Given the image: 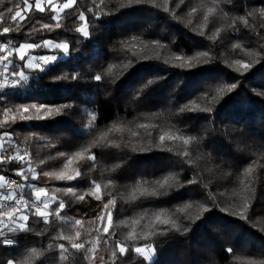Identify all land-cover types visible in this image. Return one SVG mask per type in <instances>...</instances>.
I'll return each mask as SVG.
<instances>
[{
    "label": "trees",
    "instance_id": "1",
    "mask_svg": "<svg viewBox=\"0 0 264 264\" xmlns=\"http://www.w3.org/2000/svg\"><path fill=\"white\" fill-rule=\"evenodd\" d=\"M41 1L44 12L0 0V12L13 8L0 21L8 54L69 44L62 59L44 47L9 56L26 79L0 88V176L19 178L28 203L4 212L29 219L0 231V264H264V0ZM16 11L22 27L3 34ZM205 52L207 63L174 66ZM46 55L57 58L24 68ZM33 104L50 113L23 111ZM39 187L47 223L31 204Z\"/></svg>",
    "mask_w": 264,
    "mask_h": 264
},
{
    "label": "snow or ice",
    "instance_id": "2",
    "mask_svg": "<svg viewBox=\"0 0 264 264\" xmlns=\"http://www.w3.org/2000/svg\"><path fill=\"white\" fill-rule=\"evenodd\" d=\"M73 2L74 0H67V3H65L63 5V7L61 8V11H63V9H66V8H71L72 5H73ZM181 3H183V0H180ZM28 3V0H25V4ZM36 10L40 11V12H44L46 11V9L44 7L41 6V0H36ZM167 11V9H165ZM53 11H55V7H53ZM193 11H195V9H193ZM6 13L7 14H11L13 13V8H8L6 10ZM5 12H0V21H6L8 19V15L6 14ZM25 15H22L20 11H16L14 15L11 16V20L13 21V24L15 25V28H13L11 25L9 27H5L3 28V34H7L9 33L10 31L12 30H19L20 27H22V24L20 23L21 21H24L25 20ZM81 20L84 19L83 16L80 17ZM44 28H49L50 26L45 24L43 26ZM56 27H59V25L57 24ZM77 32H82L83 35L85 37H87L89 35V33L85 30V29H82V28H77ZM203 34V33H201ZM39 47H44V48H54V49H59L61 50L64 54H67L68 51H69V44L67 42H62V43H54L53 41L51 40H44L42 44H32V43H24L20 46V48L17 50L20 55H19V59L21 61L25 60V56H24V50L25 49H33V48H39ZM147 47V45L145 46ZM161 47H163L161 45ZM234 47L236 48H239L240 45H235ZM4 47H0V52H4ZM12 55L11 53H9L8 55H0V61H4V73H7V75L5 76V83L4 84H0V88H4L6 86V84H10L11 86H16L17 84H19L21 81H24L26 79V75H25V72L20 70V71H16V70H11L9 71V67H10V64L12 63L11 60H9V56ZM258 55H260L258 53ZM207 57L208 56V53L205 52V53H202L200 54L199 56L197 57H192V58H188V57H181V56H177L175 57V59L177 61H179L178 64L174 65V66H178V67H182V68H192L195 66L196 63H207V60H201L200 57ZM56 59V56L55 55H51V56H40L38 58V60H36V63L33 64L31 61H28L26 63H24V68L26 69H31L33 67H36V68H39V69H42L45 65L51 63L52 61H54ZM165 63H168V61L166 60ZM237 64H240L241 61L237 60L236 61ZM43 65V67L41 66ZM131 65V61L128 62V64L126 65H123L124 68H127ZM245 68H249L250 65H244ZM12 76H15V77H18V79H11L9 80V77H12ZM76 79V76L73 75L71 77H69L67 74H64L63 76L61 77H57L56 79ZM96 80H100L101 79V76L100 75H97L95 77ZM156 81L155 80H149L147 82V84L144 86L145 88L153 83H155ZM236 85L233 84L231 85L228 90L231 91L233 88H235ZM261 94H264V93H261ZM139 95V93L137 94ZM32 109H36L38 112H40L41 114L43 113H50V108L48 106H45V105H37V104H33L31 105L30 107H25L23 108V111L25 113L31 111ZM195 110V101L193 102V107H189L188 105H185L183 108L180 109L181 112L183 111H194ZM206 111H210V109H205ZM57 111H59V109H57ZM140 127H147V125H140ZM153 127H155V125H153ZM7 135V133L5 134ZM133 135H135V133H133ZM181 137H171V139H180ZM160 141L163 142L165 140V136L161 135L159 137ZM189 139H195L194 137H191ZM189 142L188 139H185L184 140V143L187 144ZM63 155V154H61ZM186 155V154H185ZM94 158V157H93ZM43 163V161L41 162ZM17 174H22V173H17ZM45 175H48V173H45ZM4 179L3 176H0V181H2ZM33 179H35V177H33ZM68 179H72V177H68ZM195 181H190V183H194ZM159 184V187L160 188H164L167 184V181H163V182H158ZM21 187H23V185H21ZM97 188H99V185L96 186ZM67 192L68 193H72L73 190L72 189H67ZM143 194V193H142ZM151 195H156L158 193H156L155 191H153L152 193H150ZM35 196H36V200L38 202L41 201V197L42 196H46V190L45 188L43 187H39V188H36L35 189ZM5 199L7 200H11L12 197H11V194L7 195L4 197ZM80 199H83L84 197L83 196H80L79 197ZM17 203H19V201H17ZM43 203V206L44 208H49V204H48V201L47 199H45L44 201H42ZM109 203H112V201H109ZM59 207L61 209H63L65 207V204L64 203H60L59 204ZM107 207V205L105 206ZM15 211V209L13 210ZM182 211V209L180 210ZM0 216H6L8 217L10 220H13L15 221L16 220V217L12 214V212H8V213H0ZM36 216L38 218H44V222L47 223V214L45 212H42L39 210V208H37L36 210ZM29 219V217L27 215H24V216H21L20 217V220L21 221H27ZM173 226L175 227L176 224H175V221H171ZM0 223H2V221H0ZM77 224L80 223L79 220L76 221ZM5 228H7L9 231H24L27 229V224L26 223H21L19 224V227L18 228H11L9 227L8 225H5L4 226ZM186 230V229H185ZM0 235H3L2 232H0ZM3 243L5 244H9L11 243V241L9 239H3L2 241ZM61 248H64V245H60ZM71 247L73 249H80L82 247L81 244L79 243H73L71 245ZM117 247L119 248V252L120 253H124L125 249L123 247H121L119 244H117ZM149 251H152L151 247L149 246ZM136 252L138 253H143V249L142 248H136L135 249ZM115 254V253H114ZM147 258V257H146ZM9 264H13V262H9Z\"/></svg>",
    "mask_w": 264,
    "mask_h": 264
},
{
    "label": "built area",
    "instance_id": "3",
    "mask_svg": "<svg viewBox=\"0 0 264 264\" xmlns=\"http://www.w3.org/2000/svg\"><path fill=\"white\" fill-rule=\"evenodd\" d=\"M4 52H0V55H8V49L4 47ZM2 61H0L1 64ZM1 68V67H0ZM9 80H11L9 78ZM5 83V82H4ZM2 180L4 184L5 190H7V194L0 195V210L4 211H15L19 210L25 204V196H24V184L23 182L14 176L5 175ZM23 185V187H21ZM11 194L12 199L7 200L4 197ZM19 201V203H17ZM4 224L0 223V231L3 230Z\"/></svg>",
    "mask_w": 264,
    "mask_h": 264
},
{
    "label": "rangeland",
    "instance_id": "4",
    "mask_svg": "<svg viewBox=\"0 0 264 264\" xmlns=\"http://www.w3.org/2000/svg\"><path fill=\"white\" fill-rule=\"evenodd\" d=\"M47 2H50L49 0L47 1ZM53 2V1H52ZM44 4H43V2L41 1V6H43ZM35 6H36V4H35ZM53 7H55V9H57L56 7V4L55 3H53ZM60 52L61 53H58L57 54V56H58V58L59 59H62L66 54H64L61 50H60ZM39 58V57H38ZM38 58H36V56H31L30 58H29V60L28 61H31L33 64H35L36 63V60H38ZM57 58V57H56ZM27 61V62H28ZM41 66H43V65H41ZM10 79H13L14 77L12 76V77H9ZM45 199H47V201H48V204L50 205L51 204V202H52V199L49 197V196H47V194H46V196H42L41 197V201L40 202H38L37 200H36V198H35V201L33 202V203H31L32 204V208L36 211L37 210V208H39V210L40 211H42V212H45L46 213V208H44V206H43V203H42V201H44ZM27 203L28 202H26L20 209H24V210H26V207H27ZM24 210H22L23 212H24ZM19 213L18 214V217H16V218H19L20 219V217L21 216H24L25 214L24 213ZM1 218V217H0ZM21 223H23V221H19L18 222V225L16 226V227H19V224H21ZM105 231V230H104ZM151 255H152V252L151 251H145L144 253H143V256L149 261L150 259H151Z\"/></svg>",
    "mask_w": 264,
    "mask_h": 264
},
{
    "label": "crops",
    "instance_id": "5",
    "mask_svg": "<svg viewBox=\"0 0 264 264\" xmlns=\"http://www.w3.org/2000/svg\"><path fill=\"white\" fill-rule=\"evenodd\" d=\"M20 48V46L18 47V48H16V49H14V50H9V52L12 54H14V56H15V58H17L18 60H20L19 59V55H20V53L17 51L18 49ZM29 51V49H25L24 50V56L26 55V53ZM36 58H38V57H36ZM0 67H3V65H1L0 64ZM5 194H7V190H5V188H4V184H3V182L2 181H0V195H5ZM20 211H21V209H19ZM18 210V211H19ZM0 213H5V212H2L1 210H0ZM19 214V213H18ZM15 217H18V215L17 214H15L14 215ZM1 218H0V221H2V223L4 224V226L5 225H12V226H16V224H18V222L20 221V219L19 218H16V220L15 221H13V220H10L8 217H6V216H0Z\"/></svg>",
    "mask_w": 264,
    "mask_h": 264
}]
</instances>
